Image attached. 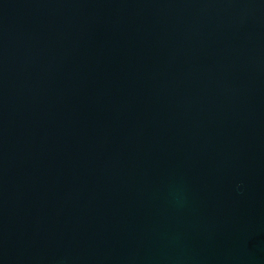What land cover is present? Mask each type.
Listing matches in <instances>:
<instances>
[{
  "label": "water",
  "instance_id": "water-1",
  "mask_svg": "<svg viewBox=\"0 0 264 264\" xmlns=\"http://www.w3.org/2000/svg\"><path fill=\"white\" fill-rule=\"evenodd\" d=\"M0 264H264V0H0Z\"/></svg>",
  "mask_w": 264,
  "mask_h": 264
}]
</instances>
